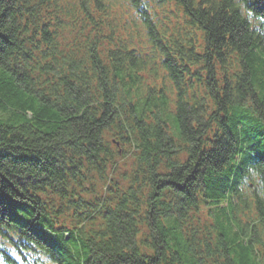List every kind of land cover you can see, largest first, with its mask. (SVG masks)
<instances>
[{"label": "trees", "instance_id": "trees-1", "mask_svg": "<svg viewBox=\"0 0 264 264\" xmlns=\"http://www.w3.org/2000/svg\"><path fill=\"white\" fill-rule=\"evenodd\" d=\"M3 232L53 264H264V0H0Z\"/></svg>", "mask_w": 264, "mask_h": 264}, {"label": "rangeland", "instance_id": "rangeland-1", "mask_svg": "<svg viewBox=\"0 0 264 264\" xmlns=\"http://www.w3.org/2000/svg\"><path fill=\"white\" fill-rule=\"evenodd\" d=\"M158 16L161 19H163L164 21H166L167 23H169L171 26L177 24L176 19L172 15L171 16H165L164 13L159 12ZM137 23H139V22H137ZM73 32H75V30H73ZM137 39L143 40L142 34H141V36H138ZM117 161H118V165H119V168H120V170H119L120 172L121 171H126L131 165V158L130 157H127V158H124V159H121L119 157L117 159ZM257 191L260 194L261 190L259 188H257ZM252 193L254 194L255 192L253 191ZM247 213H248V210H247ZM196 216L200 220L199 223L197 224V227L199 229L203 230L204 229V225H206L207 232H209L210 234H212L214 236V234H213V225H214V223L212 221H210L209 219L206 220V212L201 211L200 213L196 214ZM71 264H76V263L72 262Z\"/></svg>", "mask_w": 264, "mask_h": 264}]
</instances>
